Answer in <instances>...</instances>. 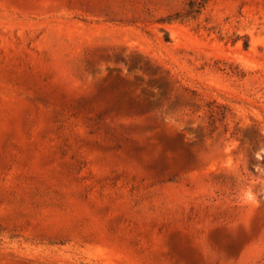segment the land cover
<instances>
[{"label": "rangeland", "instance_id": "374dc122", "mask_svg": "<svg viewBox=\"0 0 264 264\" xmlns=\"http://www.w3.org/2000/svg\"><path fill=\"white\" fill-rule=\"evenodd\" d=\"M189 1L0 0V264H264V0Z\"/></svg>", "mask_w": 264, "mask_h": 264}, {"label": "trees", "instance_id": "16d2710c", "mask_svg": "<svg viewBox=\"0 0 264 264\" xmlns=\"http://www.w3.org/2000/svg\"><path fill=\"white\" fill-rule=\"evenodd\" d=\"M205 3V0H197V1H192L190 0L188 2V13H198L199 10L203 7Z\"/></svg>", "mask_w": 264, "mask_h": 264}]
</instances>
